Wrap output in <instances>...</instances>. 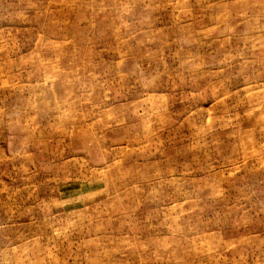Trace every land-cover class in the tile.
Segmentation results:
<instances>
[{
	"label": "rangeland",
	"instance_id": "obj_1",
	"mask_svg": "<svg viewBox=\"0 0 264 264\" xmlns=\"http://www.w3.org/2000/svg\"><path fill=\"white\" fill-rule=\"evenodd\" d=\"M0 264H264V0H0Z\"/></svg>",
	"mask_w": 264,
	"mask_h": 264
}]
</instances>
